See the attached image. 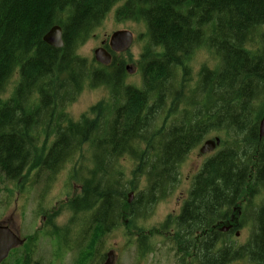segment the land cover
<instances>
[{"label": "trees", "instance_id": "trees-1", "mask_svg": "<svg viewBox=\"0 0 264 264\" xmlns=\"http://www.w3.org/2000/svg\"><path fill=\"white\" fill-rule=\"evenodd\" d=\"M118 4L116 21L141 22L147 29L137 65L140 89L124 84L125 65L115 55L101 66L75 53ZM53 26L61 28V49L43 42ZM200 48L220 65L202 67L190 85L188 61ZM15 74L11 97L0 100V172L7 181L18 183L25 171L54 177L89 146L93 168L84 173L77 166L80 195L67 202L72 218L58 231L61 239L70 238L78 217L89 214L76 239L91 230L92 239L101 241L119 226L124 209L134 215L166 199L179 183L185 158L217 134L224 137L221 149L193 177L173 218L175 237L196 238L197 252L209 264L222 260L219 251L224 264L240 256L248 264L261 262L264 204L253 217L256 232L240 252L233 243L217 249L216 239L224 237L217 229L236 216L237 202L248 197L244 218L251 198L264 191V181L257 179H264V139L257 135L264 98V0H0V94ZM84 85L106 87L109 98L73 122L64 107ZM162 114L169 125L153 130ZM127 159L133 169L125 180L121 162ZM142 181L145 193L126 203L127 192L141 190Z\"/></svg>", "mask_w": 264, "mask_h": 264}, {"label": "rangeland", "instance_id": "rangeland-1", "mask_svg": "<svg viewBox=\"0 0 264 264\" xmlns=\"http://www.w3.org/2000/svg\"><path fill=\"white\" fill-rule=\"evenodd\" d=\"M120 4L106 15L102 23L90 34L87 41L76 48L75 53L80 58L94 62L93 52L101 47V42H107L109 37L117 31H129L133 36L131 47L125 53L115 56L118 61L124 62L125 67L132 69L131 73L124 70V84L140 89L141 74L137 65L140 54L147 44L145 36L147 29L141 22L116 21L114 15ZM188 64L192 74L190 85L197 81L198 72L202 67L216 70L220 65L218 58L208 52L206 48L198 49L191 56ZM17 83L18 74H15L3 93L0 94V100L4 101L10 98ZM108 98L106 87L93 88L84 85L75 100L64 107V113L73 122H78L91 108ZM165 114L156 118L152 125L153 130H159L165 124L169 125L165 121ZM166 115L168 117V113ZM215 137L220 140L224 138L223 135L211 134L204 141ZM44 138L42 135L41 143L44 142ZM49 138L48 146L51 144L53 137ZM201 145L190 152L180 165L178 169L179 183L175 191L163 202H160L153 213L137 222L130 220L127 226L125 225V219H120L119 226L111 234L104 235L97 247V242L92 239L91 230L87 231L88 235H84L85 241L80 242L76 239L77 231L83 224L82 221L87 216L89 217L88 213V215L78 217L76 221L78 223L77 228L72 229L71 237L67 239L66 245L60 243L61 238L57 235L58 231L68 226L72 218L67 202L80 195V183L74 178L81 175V170L76 172L78 164L82 166L84 173H88L93 168L90 163L89 146L81 147L74 159L66 163L54 177L50 176L51 178L46 173L38 174L36 171H25L19 182L16 183L7 181L0 172V221L8 217L11 220L12 227H17L20 236L26 240L24 247L13 252L4 264H25L22 260L23 257L28 260L26 264H76L81 261L80 256L85 249L88 238L93 240L90 250L94 248L95 251L91 255H85L84 260L87 264H103L109 251H113L115 255L114 264H138V243L136 242L138 237L145 239V242H140L139 246L143 247L146 244L145 248L148 251L140 264H175V247L173 245L172 248L168 241L169 238H167L168 234L172 233L173 228L165 225V221H171L174 214L179 212L180 205H178L177 200L190 189L191 178L197 173L202 164L216 153L200 155L198 150ZM121 163L123 177L128 180L133 164L128 159ZM143 187L144 183L142 181L140 189L142 190ZM136 192H127L125 199L129 201L130 195H135ZM244 200H247L246 203H248V197ZM133 201L132 197L129 202ZM246 206L247 204L242 208ZM258 207L255 203L251 204L250 201L249 212L241 220L242 225L240 228L242 230H240L241 236L238 243L244 244L246 242V234L250 233L251 223L253 225V217H255ZM43 217L47 218L46 224L42 222ZM232 239L234 240L233 235ZM79 244L82 248L77 252ZM99 247H101V250ZM98 251L101 252L102 258L97 254Z\"/></svg>", "mask_w": 264, "mask_h": 264}, {"label": "flooded vegetation", "instance_id": "flooded-vegetation-1", "mask_svg": "<svg viewBox=\"0 0 264 264\" xmlns=\"http://www.w3.org/2000/svg\"><path fill=\"white\" fill-rule=\"evenodd\" d=\"M198 171H197V173H198ZM254 171L256 173V167H255V170ZM195 175H193V177ZM254 176H255V174L253 175V177ZM193 177L191 178V181H192ZM261 178L262 177H258L257 179L259 181H264V179H261ZM139 193L140 194H143V193H145V191L139 190V191L136 192V194H139ZM172 193H173V191L171 192V194ZM189 193H190V190L188 189V191L186 192V194L184 196H182L180 199L177 200L178 205H180L179 206V212L177 214H174L173 218L178 217L179 214L181 213V210H182V207H183V203L185 202V200L188 197ZM170 195H168L166 197V199ZM133 199H134V197H133ZM164 200L165 199H163L162 201L157 202L155 205L149 207L146 211H143L142 209H137V211L135 212L134 215H129L127 213L128 212L127 209H124L123 210V216L121 217V219H125V225L126 226H127V224L129 223L130 220L136 221V222L137 221H140V220H143L148 215H150L151 213H153V211L157 207V205L160 202H163ZM246 201L247 200H243L241 202H237L238 206L237 207L235 206V208L233 209V212L236 213V216H234V214L231 215L230 218L228 219V221H225L226 225H221V226L218 225L220 227L217 229L218 230L217 233L220 234V235H224V237H221L222 239H220V238L219 239H216V237H214L216 239V241H219L216 244V248L217 249L224 250V248H227V247L231 246L232 243H233L234 245H232V246H234L233 247L234 248V251L235 252H240V249L244 245H246L248 243V241L250 240L251 233L256 232V227L254 228V225H252V223H251L250 233H247L246 234V237H245L246 242L244 244L238 243V241L240 240V236H241L240 235V230H242V228H240L241 225H242L241 220L243 219L242 217H243V212H244V209H245V208H242V206H244V205L247 204ZM250 201H251V204L252 203L253 204L255 203L259 207L262 206L264 204V191L262 190V191L258 192V194L255 195V196H253ZM127 203L128 204H131L132 202H128L127 201ZM173 218L171 219V221L170 220H166L165 221V225H169V226H171L173 228L172 233L171 234H168L167 238H169L168 241L170 242V245L172 246V248H173V245L175 247V249H174L175 250V258H176L175 264H209L208 257H205L204 258L205 260L204 259L202 260V258H200L199 254L197 252V247H196V245H194L196 243L193 241V239L196 240V238L182 239V238H176L175 237V228L173 226ZM253 220H254V218H253ZM42 222H43V224H46L47 218L46 217H43ZM0 224H2L4 226H7L15 234L18 233V230L19 229L17 227H15V226H13L14 228L12 227L11 220H9L8 217L2 219L0 221ZM113 231L114 230L108 232L107 234L109 235ZM232 235L234 236V240L232 239ZM77 240H80V242H81V241H85V238H81V239L78 238ZM58 241H60V240H58ZM61 242L64 245H66L67 244V239H61L60 243ZM92 242H93V240L91 238L90 239L88 238V241L85 244V249H84L83 253L80 256V259L81 260L83 258L85 259V255H87V254L88 255H91L93 253V251H95V249L93 248L92 253L89 254ZM99 242L100 241H97L96 247H97L98 244H100ZM136 242L138 243V247H137L138 248L137 249V260H138V264H140L142 262V260L144 259V257L146 256V253H148V251L145 248L146 244H144L143 247L142 246H139L140 242H145V239L138 237V239L136 240ZM25 243H26V240H25ZM77 248H78L77 249V252H79V250L82 247H80V244H79V246ZM99 248L101 250V247H99ZM251 248H252L253 251H256V244L255 243H252L251 244ZM211 249H212V246H211ZM109 253H112V255H113V263L112 264L115 263V255L113 254V251H109L106 254V256H105V261H104L103 264L106 263V261L108 259V254ZM219 253H222L221 254L222 255V258L219 256V258H221L222 260H219V263L218 264H224L223 263L224 253L222 251H219ZM97 254L100 256V258H102L100 251H98ZM259 259L261 261V262H259V264H264V256H263V258H259ZM245 260H248V259H243L242 256H240V258L236 262H234L232 264H244V263L246 264V263H248ZM80 262L78 261L76 264H87L86 261L85 262H82V263H80ZM249 264H255V263H249Z\"/></svg>", "mask_w": 264, "mask_h": 264}, {"label": "water", "instance_id": "water-1", "mask_svg": "<svg viewBox=\"0 0 264 264\" xmlns=\"http://www.w3.org/2000/svg\"><path fill=\"white\" fill-rule=\"evenodd\" d=\"M133 41L132 34L129 31H117L113 33L108 42L110 50L114 53L121 54L126 52ZM43 42L54 48L61 49L63 47L62 32L59 26L52 27L43 37ZM104 45V42L102 43ZM94 60L107 66L111 62V55L104 48H98L94 51ZM126 70L131 73L132 69L126 67ZM259 139L264 138V102H263V115L258 126ZM219 139L205 141L200 148L201 154L213 152L217 146H219ZM132 198L130 195L129 200ZM24 241L20 239L18 234L13 233L7 226L0 224V264L8 257L11 250L21 247ZM113 263L112 253L108 254V259L105 264Z\"/></svg>", "mask_w": 264, "mask_h": 264}, {"label": "bare ground", "instance_id": "bare-ground-1", "mask_svg": "<svg viewBox=\"0 0 264 264\" xmlns=\"http://www.w3.org/2000/svg\"><path fill=\"white\" fill-rule=\"evenodd\" d=\"M204 142H205V141L202 142V145L204 144ZM202 145H201V147H202ZM201 147H200V148H201ZM200 148H199V150H198V152H199L200 155H210V154H212L211 152H210V153H206V154H201V153H200ZM209 158H210V157H209ZM256 220H257V219H256Z\"/></svg>", "mask_w": 264, "mask_h": 264}]
</instances>
